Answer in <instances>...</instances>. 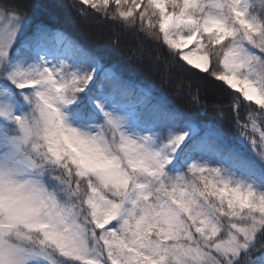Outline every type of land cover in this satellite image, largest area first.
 Here are the masks:
<instances>
[{
  "label": "snow or ice",
  "instance_id": "snow-or-ice-1",
  "mask_svg": "<svg viewBox=\"0 0 264 264\" xmlns=\"http://www.w3.org/2000/svg\"><path fill=\"white\" fill-rule=\"evenodd\" d=\"M77 2L227 87L238 141L0 0V264H264V0Z\"/></svg>",
  "mask_w": 264,
  "mask_h": 264
},
{
  "label": "trees",
  "instance_id": "trees-1",
  "mask_svg": "<svg viewBox=\"0 0 264 264\" xmlns=\"http://www.w3.org/2000/svg\"><path fill=\"white\" fill-rule=\"evenodd\" d=\"M14 2L28 21L25 36L38 25L63 32L95 57L102 68H111L133 93L132 98L140 96L141 111L162 106L193 121L200 135L211 129L221 132L230 144H237L239 130L231 107L235 97L222 83L194 71L188 72L179 64L169 67L167 52L160 45L145 40L135 29L125 30L119 24L102 21L77 0ZM81 12L88 15L82 16ZM158 54L163 58L157 60ZM139 87L148 90L150 95L142 97ZM249 110L241 100L238 115L242 123ZM221 113L223 120L218 118ZM246 155L252 157L250 151Z\"/></svg>",
  "mask_w": 264,
  "mask_h": 264
},
{
  "label": "rangeland",
  "instance_id": "rangeland-1",
  "mask_svg": "<svg viewBox=\"0 0 264 264\" xmlns=\"http://www.w3.org/2000/svg\"><path fill=\"white\" fill-rule=\"evenodd\" d=\"M105 70H110L109 68H105ZM110 71H112V70H110ZM140 90V91H139ZM138 91L140 92V95L141 96H143V97H146V96H148L149 94H148V92L146 91V90H141L140 88L138 89ZM139 95H137V97H134V98H132V100H133V102H137V103H139V101H140V96L138 97Z\"/></svg>",
  "mask_w": 264,
  "mask_h": 264
}]
</instances>
